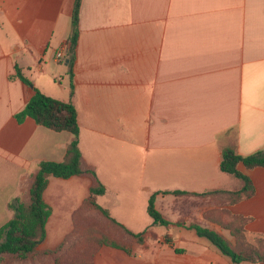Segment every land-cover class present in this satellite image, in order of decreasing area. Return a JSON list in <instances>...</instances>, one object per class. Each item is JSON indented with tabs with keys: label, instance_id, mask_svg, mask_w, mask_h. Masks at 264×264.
I'll use <instances>...</instances> for the list:
<instances>
[{
	"label": "crops",
	"instance_id": "obj_1",
	"mask_svg": "<svg viewBox=\"0 0 264 264\" xmlns=\"http://www.w3.org/2000/svg\"><path fill=\"white\" fill-rule=\"evenodd\" d=\"M74 1L0 0V227L37 164L62 161L72 140L31 118L16 121L35 88L75 108L79 151L105 188L95 202L144 232L131 255L102 247L93 264H231L190 226L234 243L218 223L224 209L252 218L248 235H264V168L238 166L254 194L234 205L173 192L233 190L237 182L219 168L222 149L264 150V0H81L71 53ZM90 187L86 176L49 177L40 246L62 241ZM154 193L167 226L147 214ZM164 245L176 259L161 257Z\"/></svg>",
	"mask_w": 264,
	"mask_h": 264
},
{
	"label": "trees",
	"instance_id": "obj_2",
	"mask_svg": "<svg viewBox=\"0 0 264 264\" xmlns=\"http://www.w3.org/2000/svg\"><path fill=\"white\" fill-rule=\"evenodd\" d=\"M81 0H75L71 15V33L69 40L72 48L78 37V17ZM69 65L73 57H68ZM15 76L25 85L32 86L23 77L18 67L15 68ZM18 123L26 118H31L37 125L55 132H67L72 140L66 148L64 159L60 162L41 161L37 164L35 172L30 175L25 196V202L15 200L9 204L13 211V217L0 227V264H91L95 255L102 247H110L121 250L128 255L133 252L132 240H141L144 232L133 233L120 223L115 221L109 212L100 207L96 202L97 196L103 195L105 188L97 179L94 170L87 166L81 156L78 147L79 128L75 108L70 102H63L46 96L34 88L33 95L24 108L15 114ZM245 169L264 168V150L248 156H242L232 146H226L221 151L220 171L229 175L237 182L233 190H212L202 194H183L200 198L212 199L218 206H230L251 198L254 187L251 180L243 174L238 166ZM72 176H86L91 180L89 197L81 207L74 212L75 226L81 224L84 212H92L99 215L115 231V235H109L97 230L95 227H86L80 231L74 239L66 238L54 250L39 251L38 245L46 237V222L51 215V208L43 200V192L47 186L49 177L67 179ZM152 194L147 202V214L154 225L167 226L169 223L155 209V197ZM222 219L219 225L228 230L234 243H231L222 235L203 229L196 225L190 228L195 230L198 236L204 237L228 258L231 264L264 263V235H248L246 225L252 221L250 217L230 215L224 209L218 211ZM79 218V220H78ZM117 236L126 237L127 240Z\"/></svg>",
	"mask_w": 264,
	"mask_h": 264
},
{
	"label": "rangeland",
	"instance_id": "obj_3",
	"mask_svg": "<svg viewBox=\"0 0 264 264\" xmlns=\"http://www.w3.org/2000/svg\"><path fill=\"white\" fill-rule=\"evenodd\" d=\"M23 199L24 200L22 202H25L26 196H24ZM73 214L71 216V220L72 221H71V226L69 228V231L66 233V235L64 236L62 241L65 240L66 238H69L70 240L74 239V237L80 231H82L86 227H90V226L95 227L97 230H99V231H101L103 233H106V234H109V235H112V236L115 235L114 234L115 231L112 229V227L105 220H103L99 215L94 214L92 212H84L83 222H81V224L78 222L77 223L78 225L75 226L74 221H73ZM78 220H79V218H78ZM117 237L119 239H122V240H125V239L127 240V238L123 237V236H117ZM142 240H143V237H142L141 240H132L131 241L132 249H136V248L139 249L138 248V247H140L139 242L142 241ZM62 241L60 243H58L56 246H54L53 248H45L44 245H41V246L38 245L37 249L39 251L54 250L62 243ZM164 248H165L166 251L163 253V255H161V257H165L166 259H169V260L176 259V257L174 256V251L169 250L165 245H164ZM157 250H159V248H155L153 250V253H155ZM94 260H95V257H94ZM94 260H93V262H94ZM93 262L91 264H93ZM24 264H27V263H24ZM246 264H248V263H246Z\"/></svg>",
	"mask_w": 264,
	"mask_h": 264
},
{
	"label": "built area",
	"instance_id": "obj_4",
	"mask_svg": "<svg viewBox=\"0 0 264 264\" xmlns=\"http://www.w3.org/2000/svg\"><path fill=\"white\" fill-rule=\"evenodd\" d=\"M63 59V50H60L56 53V60L60 61Z\"/></svg>",
	"mask_w": 264,
	"mask_h": 264
}]
</instances>
